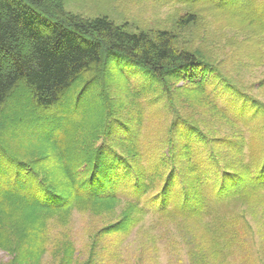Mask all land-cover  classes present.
<instances>
[{
	"label": "trees",
	"instance_id": "obj_1",
	"mask_svg": "<svg viewBox=\"0 0 264 264\" xmlns=\"http://www.w3.org/2000/svg\"><path fill=\"white\" fill-rule=\"evenodd\" d=\"M181 1L202 4L210 11L184 14L178 28L215 15L219 22L249 33L242 44L256 46L249 54L255 60L264 58V6H255V0ZM111 62L116 66L111 75L121 80L116 83L110 78L107 84L126 98L114 103L105 95V112L84 99L75 105L72 95L81 85H85L81 91H88L94 82L96 88L105 86L102 76ZM136 69L163 86L173 105L179 94L189 106L206 108L230 126L231 133L220 136L221 147L212 149L204 169L194 174L196 189L187 176L203 165L196 141L204 137L203 131L180 113L170 127V137L179 139L169 154L146 157L140 141L144 115L137 100L141 91L129 82L128 72ZM209 78L220 81L232 94L226 103L213 95ZM257 88L264 90V79ZM11 103L20 112L9 116L2 109ZM56 107L64 116L47 115ZM80 111H87V117L74 123L75 117L82 118ZM94 117L103 120L96 123ZM5 121L18 129L46 127L36 143L28 144L36 149L35 157H23L9 143L0 145V250L11 255L8 264H45L50 222L68 223L75 209L102 214L124 204L119 219L100 230L112 236L129 233L151 211H175L173 222L187 226L226 201L264 191V141L259 156L253 149L251 162L244 160L246 140H250L247 131L251 138L258 130L264 132V102L222 78L208 60L180 47L171 30L133 31L107 15L84 17L70 12L64 0H0V125ZM3 139L0 133V142ZM226 156L233 160H225ZM52 161L57 166L46 169L44 163ZM177 161L186 166V173ZM203 174L208 177L205 182ZM60 175L64 181L55 182ZM216 211L209 220L219 218ZM95 245L84 264H96L97 259L101 264L99 248L104 251L105 246L100 241ZM59 252L60 260L53 264H77L72 241H64ZM112 254L116 252L109 254L116 258Z\"/></svg>",
	"mask_w": 264,
	"mask_h": 264
},
{
	"label": "rangeland",
	"instance_id": "obj_2",
	"mask_svg": "<svg viewBox=\"0 0 264 264\" xmlns=\"http://www.w3.org/2000/svg\"><path fill=\"white\" fill-rule=\"evenodd\" d=\"M254 2L255 6H264V0ZM64 3L65 8L70 12L84 17L107 15L117 23L126 24L133 31L146 30L153 33L159 29L171 30L177 35L180 47L192 50L198 57L208 60L217 66L222 78L233 81L243 90L264 102V90L257 88L264 79V58L260 61L255 60L249 54L250 49L256 46L250 47V44L245 46L241 42L249 37V33L242 32L227 23L219 22L214 18L215 15L212 17L209 14H207V19H201L186 29L178 28L177 22L184 14L195 12L194 10L203 14L210 11L202 4L194 5L181 0H64ZM106 66L108 69L106 68L102 76L104 82L102 83L105 86L100 89L99 86L96 88V82H94L89 84L88 91H81L83 86L85 87L84 84L81 85L72 95L71 100L75 105L83 102L84 99V101L93 102L91 105L93 109L101 110L102 108L105 112L102 103L105 95L111 96L114 103H118L121 98H126L125 95L117 93L120 91L108 86V79L114 78L113 81L117 83L121 78L111 75L110 70L116 67L113 62L107 63ZM128 73H130L129 82L136 90L141 91L137 100L144 115L140 141L146 157L154 159L169 154L168 149L179 139L178 136L170 137V127L178 119L177 116L180 113L190 118L203 131L202 139L200 136L196 137L197 147L201 154L198 158L203 165L197 166L187 176L191 180V183L187 180L188 184L192 189H196L198 183H194V174L204 169L211 150L221 147L220 136L231 133L230 126L206 108L189 106L179 94L174 96V106L170 99L171 95L166 94L163 86L153 78L149 79L141 70H130ZM95 78L96 76L84 79L88 81ZM209 88L220 103H226L229 95H232L227 93V89L220 81L216 83L213 78H209ZM78 91L81 94L75 95ZM233 97H236L234 93ZM2 110L6 114L9 113V116L12 112H20L13 103ZM86 112L80 111L83 116L82 118L75 117L74 123L83 118L85 120ZM46 113L49 116L59 114L61 117L64 116L57 107L51 108ZM117 115L120 114L117 113ZM93 119L96 123L103 120L96 117ZM109 122L112 124V119ZM45 129V125L36 131L28 125L18 129L13 127L12 123L5 121L3 125H0V133L4 137L0 145L5 146L9 143L8 145H11L15 151L18 150L23 157H35L36 149L33 150L28 146L33 142L36 143L37 138ZM179 130L180 128L177 129ZM247 136L250 140H246L244 160L251 162L253 149L257 156L262 153L259 149L264 141V132L258 130L251 138L247 131ZM170 140L174 141L173 144H170ZM204 145L207 146V150ZM232 156L237 158L236 155ZM217 157L220 156L217 155ZM228 158L232 159L231 156H226L225 160ZM175 164L181 172H187L186 166L178 161ZM44 166L46 169H53L57 165L55 161H52L44 163ZM207 167L210 166L207 165ZM205 178L208 179L205 175L202 176V181L205 182ZM63 181L60 175L55 182L62 183ZM180 187L177 186V189ZM123 207L124 204H121L114 211L102 214L75 209L68 223L61 224L58 221H51L44 263L59 262L61 257L59 247L64 241L70 240L76 247L77 264H84L89 259L98 241L100 245L105 246L104 251L99 248L102 254L101 264H264V191L247 195L244 199L237 197L226 201L210 210L212 215H206L202 219L196 218L187 226L173 222L171 218L178 214L175 211L163 214H154L151 211L129 233L112 236L101 234L100 230L119 219ZM216 210L220 212L217 214L220 215L219 218L209 220L215 216ZM114 252L116 255H112L116 258L110 257L109 254ZM11 258L8 252L0 250V264H8ZM96 264H99L98 259Z\"/></svg>",
	"mask_w": 264,
	"mask_h": 264
}]
</instances>
